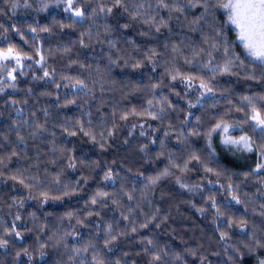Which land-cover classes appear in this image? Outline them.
Segmentation results:
<instances>
[{
  "label": "trees",
  "instance_id": "obj_1",
  "mask_svg": "<svg viewBox=\"0 0 264 264\" xmlns=\"http://www.w3.org/2000/svg\"><path fill=\"white\" fill-rule=\"evenodd\" d=\"M70 9L83 17L69 0H0V50L31 57L0 68V264H259L264 137L244 98L264 113V68L248 64L229 26L245 67L210 72L224 53L209 62L215 33L194 23L203 9L190 0ZM221 122L228 133L209 138ZM244 135L253 151L222 143Z\"/></svg>",
  "mask_w": 264,
  "mask_h": 264
},
{
  "label": "snow or ice",
  "instance_id": "obj_2",
  "mask_svg": "<svg viewBox=\"0 0 264 264\" xmlns=\"http://www.w3.org/2000/svg\"><path fill=\"white\" fill-rule=\"evenodd\" d=\"M163 3V0H161ZM72 6V0H69V8ZM165 7H168L167 4L164 5ZM190 6L191 7H200L203 9V12L201 15L194 21V23L199 24L201 21H203L205 24H208V26L211 28L212 32L215 33V36L211 37V40L209 41V47L211 51L208 52V55L210 57L209 62H211V55L212 52L216 51H223L224 53V63L221 70L220 65H215L208 70L212 73L221 72L222 74H231V70L234 66L239 65L241 68L245 67L244 62L241 60L240 56L236 55L232 49L234 46H237L235 44V41H228L224 38L223 32L224 28H228L231 26V29L235 31L236 33V40L239 41L240 47L244 49V52L246 53V58L248 60V64L253 65L254 67H261L264 68V0H190ZM177 11H183V8L177 7ZM217 10L223 11V13L226 15L227 20L223 24V26H220L218 23L215 22V16ZM108 12H111V9L107 10ZM74 15L77 17H83L84 13H82L80 10H76L74 12ZM211 21V23H210ZM203 51V50H202ZM154 54V53H153ZM23 59H31V57L27 55H22L21 52L16 50L15 48H7L5 50H0V68H7L8 65L7 61H15L17 68L21 66V62ZM188 63H191V61H187ZM137 67H139V64H137ZM16 69H13L15 71ZM48 73L45 72V76H47ZM177 77H179L181 80H184L188 86H192V81L196 79V77L188 76L187 78L180 76L179 72H175V74L172 75V79L176 80ZM15 79V77H12ZM248 78H254L253 76H249ZM81 88H84L85 85L83 82H78ZM200 87L206 89L207 93H212L213 88L210 86L209 82L206 80L200 81ZM203 95V93H202ZM249 102V105H251L252 111L250 114L246 113V117L250 115V119L253 122V130L259 129L260 134L262 137H264V113L258 111L256 109V106L252 104L251 100L248 97L244 98ZM261 99H264L262 97ZM190 107H195V105H190ZM133 115L136 113L133 112ZM149 115L152 116L153 119H157V115L149 113ZM198 119V118H197ZM185 123H188L185 121ZM222 130L223 133L227 134L229 131V126L226 123H217L215 125V128H213L209 133V138L212 135V132H215L216 130ZM83 131V129H81ZM75 135V133H72ZM143 135V133H141ZM194 133H189V135H192ZM85 135H90L89 133H85ZM93 140L95 139L94 136L91 137ZM225 145H239L242 146L244 150L246 151H253V144L254 141H251L250 138L246 135L241 136L239 140L232 139L229 136H225V139L222 141ZM210 146V145H209ZM257 151L260 152L261 156L264 157V142L256 146ZM193 159H197L195 154H193ZM72 167H75V163L71 165ZM262 168H264V164H259L256 171H260ZM187 169V164H185L184 169ZM207 171H212L211 169H206ZM168 170L166 169L163 176H167ZM106 180H111V174H108L105 176ZM160 177H156L151 180V183L155 184L157 180H159ZM181 187H184L183 184H181ZM69 191L66 189L64 191V195H69ZM45 197V200L47 199H58L59 197H49L47 193L43 194ZM98 196H104L106 194L104 193H98ZM233 199L236 200L237 203H239V200L233 196ZM92 203H97L96 198H93ZM245 221H240L241 225H244ZM231 226V225H229ZM242 232L244 231V228L241 227L240 229ZM17 236L20 235V233H16ZM227 237V233H222L221 238L224 239ZM115 239V237H111L109 239V243L111 240ZM7 241H0V247H6ZM261 247H264V243H260ZM249 250L251 251V246H249ZM155 259H159L158 256L154 257ZM96 264H102L101 261H96ZM259 264H264V260H260Z\"/></svg>",
  "mask_w": 264,
  "mask_h": 264
},
{
  "label": "rangeland",
  "instance_id": "obj_3",
  "mask_svg": "<svg viewBox=\"0 0 264 264\" xmlns=\"http://www.w3.org/2000/svg\"><path fill=\"white\" fill-rule=\"evenodd\" d=\"M69 10H70V12H71V13L74 15V12H75L76 10H75V11H73V10H72V9H70V8H69ZM74 16H75V15H74ZM75 17H76V18H80V17H77V16H75Z\"/></svg>",
  "mask_w": 264,
  "mask_h": 264
}]
</instances>
